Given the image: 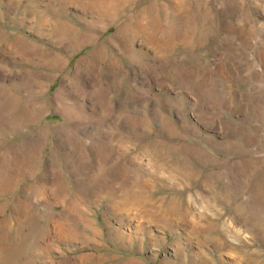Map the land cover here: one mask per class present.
<instances>
[{
  "label": "rangeland",
  "instance_id": "rangeland-1",
  "mask_svg": "<svg viewBox=\"0 0 264 264\" xmlns=\"http://www.w3.org/2000/svg\"><path fill=\"white\" fill-rule=\"evenodd\" d=\"M89 1L0 0V264H264V0Z\"/></svg>",
  "mask_w": 264,
  "mask_h": 264
},
{
  "label": "bare ground",
  "instance_id": "bare-ground-1",
  "mask_svg": "<svg viewBox=\"0 0 264 264\" xmlns=\"http://www.w3.org/2000/svg\"><path fill=\"white\" fill-rule=\"evenodd\" d=\"M129 0H90L87 9H92L96 13V19L98 20H103L104 18H107L108 21L115 22L117 20V17L121 13H125L126 10V3H128ZM130 8V7H129ZM85 11V10H84ZM90 12V11H89ZM85 13V12H84ZM52 28V27H51ZM69 28V27H68ZM72 30V28H71ZM69 31V29L65 30ZM60 33L62 31H59ZM70 32V31H69ZM53 34V33H52ZM56 34V33H55ZM60 37V36H59ZM65 37V36H64ZM76 39V33L71 32L70 34L66 35L65 40H69V42L66 44L64 49L66 51L72 52L75 50H78V47L88 45L91 41L92 38L81 35L76 39V41L79 43L77 47H73L71 44L75 42ZM15 41V40H14ZM61 41V39L57 38L55 42ZM12 42V41H11ZM62 42V41H61ZM65 42V41H64ZM67 42V41H66ZM27 45V44H26ZM31 46V45H30ZM31 107V106H30ZM31 109V108H30ZM19 111V110H18ZM24 111V110H23ZM26 112V111H25ZM33 112V111H32ZM14 113V112H13ZM12 113V114H13ZM34 113V112H33ZM15 114V113H14ZM13 116V115H12ZM16 116V115H15ZM20 116H21V111H20ZM25 116V115H24ZM27 116V115H26ZM27 120V119H26ZM25 121V120H24ZM184 175V174H183ZM2 188V187H1ZM177 207V206H175ZM176 209V208H175ZM3 264V263H2Z\"/></svg>",
  "mask_w": 264,
  "mask_h": 264
}]
</instances>
